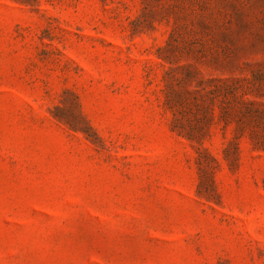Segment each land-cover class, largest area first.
Returning <instances> with one entry per match:
<instances>
[{"label":"rangeland","instance_id":"rangeland-1","mask_svg":"<svg viewBox=\"0 0 264 264\" xmlns=\"http://www.w3.org/2000/svg\"><path fill=\"white\" fill-rule=\"evenodd\" d=\"M0 264H264V0H0Z\"/></svg>","mask_w":264,"mask_h":264}]
</instances>
